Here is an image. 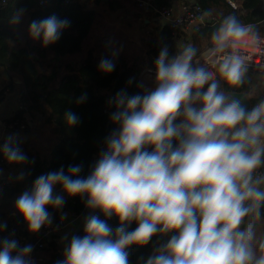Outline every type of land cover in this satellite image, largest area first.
Here are the masks:
<instances>
[{
	"label": "clouds",
	"instance_id": "clouds-1",
	"mask_svg": "<svg viewBox=\"0 0 264 264\" xmlns=\"http://www.w3.org/2000/svg\"><path fill=\"white\" fill-rule=\"evenodd\" d=\"M24 12L18 9L12 23ZM69 26L53 14L33 20L29 35L48 46ZM210 40L206 55L215 71L197 59L191 44L172 56L164 46L155 60L154 88L117 92L109 102L113 130L87 177L81 164L61 167L38 176L18 197L16 212L32 234L52 225L50 207L63 208L57 186L91 210L84 235L71 237L57 264H130V248L157 235L169 238L144 264H264V241L257 248L254 226L264 208V100L248 110L235 92L247 72L241 49L259 34L255 25L228 15ZM115 67L107 57L98 64L105 74ZM86 99L83 94L77 103ZM65 121L75 126L79 117L66 111ZM0 155L11 165L28 161L12 136L0 145ZM113 217L115 229L108 223ZM133 222L137 226L129 230ZM6 230L0 222V233ZM32 251V245L4 237L0 264H32Z\"/></svg>",
	"mask_w": 264,
	"mask_h": 264
},
{
	"label": "trees",
	"instance_id": "trees-1",
	"mask_svg": "<svg viewBox=\"0 0 264 264\" xmlns=\"http://www.w3.org/2000/svg\"><path fill=\"white\" fill-rule=\"evenodd\" d=\"M168 0H154L155 4L162 5ZM240 5L233 8L226 0H194L203 13L213 17L217 22H221L225 16L234 15L237 19L247 25H255V30L259 36L264 37V2L263 0H240ZM101 2L110 11L118 10L116 0H52L40 6L38 0H10L7 6L0 10V68L7 72H15L22 77L23 85L20 92L19 105L21 108L15 110L13 117L7 123L18 120L24 125V129L14 127V133L23 131L28 134L30 127L27 126L29 120L42 121L43 127L47 129L46 144H37V147L24 146L20 141H16L21 150L27 155L28 161L23 166H17L18 172L12 179L9 187L0 191V202H11L21 196L25 191H31L35 179L41 174L50 171H57L61 167L67 171L69 165H83L82 176L90 174L95 163L93 157L97 154L98 148L104 145L105 138L112 132L113 125L110 122V115L115 110L109 102L117 92L127 91L133 95L139 88H132L128 81L129 72L126 67L118 61L116 54L103 55L99 58L93 57L91 52L76 66L66 65L67 74L61 79L59 85L52 86L58 80V73L55 69L49 68L48 73H40L34 69L33 64L25 49L10 51L7 45L8 33L11 32L14 23L13 17L18 9H24V14L28 16V26L33 20H42L55 14L61 19L70 21L60 39L51 45L45 46V51L50 52L53 57L51 61H61L62 58L78 54L83 49V43L88 37L95 20V10L91 6H99ZM212 33L211 25L200 24L194 30L191 45L197 49V55L203 46L210 41ZM143 59L135 63L154 69L155 60L162 47L167 46L169 55H175L178 50L173 43V34L166 26L156 25L152 32L147 34L144 43ZM45 56V55H44ZM114 59L115 70L110 74H105L98 70L99 61L102 58ZM117 58V59H116ZM206 90V89H205ZM236 93L245 94L250 101V110L260 98L251 96V82L245 79L244 84L235 90ZM87 99L83 103H77V99L83 95ZM1 100V99H0ZM72 111L79 117V123L69 126L65 121V112ZM151 150V149H149ZM0 158H4L0 155ZM21 173L24 178L18 179ZM55 192L64 195L65 204L61 210L49 208V212L56 221L63 211L76 215H83L91 210L85 206V200L79 197L70 198L65 195L57 186ZM250 219V218H249ZM260 219L264 220V208L261 210ZM7 223V230L2 233L4 237H13L22 233L28 241L37 240L39 232L32 234L28 228L22 229L23 219L15 215ZM109 225L115 229L119 221L113 217ZM136 223L133 222L129 230H134ZM255 231L261 227L264 233V223L259 225V221H254ZM83 236L84 229L74 231L71 235ZM169 237L161 238L159 235L146 245L147 255L142 261H131L136 256L139 247L130 248V264H144L146 259L153 253L159 243H166ZM54 243H48L47 248ZM56 254L45 264H57Z\"/></svg>",
	"mask_w": 264,
	"mask_h": 264
},
{
	"label": "crops",
	"instance_id": "crops-1",
	"mask_svg": "<svg viewBox=\"0 0 264 264\" xmlns=\"http://www.w3.org/2000/svg\"><path fill=\"white\" fill-rule=\"evenodd\" d=\"M116 1L118 2L119 7H118V10H115V11H110L107 8V6L104 5L103 2H101L99 6H95V5L91 6V8L95 10V13H96L95 20H94V23L92 25V28L90 30L88 37L85 39L83 43L82 51L78 54L62 58L61 61H55V60L51 61V58L53 57V55L47 51H45V54L43 53L45 46L41 43L40 40H35L38 42L39 46H41L40 49H39V46H35L33 44L34 40L29 35L28 16H26L25 14H23L21 20L18 23H14L11 32L8 33L9 36L7 39V45L10 48V51H15L18 49H25L28 53L29 58H31L30 55H33V53L34 54L36 53L41 58H43L44 63H46V67H45L46 70H49V68H53L57 71L58 77H59L58 80L55 82V86H57L59 85V82H61V79L67 74V71L65 69L66 65L73 67V66L80 64L83 61V59L88 56V52H91L93 57L99 58V56H97L95 49L93 48L87 49V47H85V43L88 42L90 37H93V30H94L95 24L98 23V19H99L98 13L101 10V13H102L101 19H103L102 21L104 23H107L110 26V31H120V33L125 35L124 38L123 37L121 38V36L118 38L117 44H114V43L112 44V46L116 47V51H113L112 53H106V54L116 53L117 58H124L128 60L129 62L133 63L127 57H125L127 54H129L128 52L123 51L125 47L126 48L127 46L128 48L133 47L131 50L132 56H136V52L134 51L136 50V48L138 52L137 54L140 56L143 55V51H144L143 43L145 39L147 38V34L149 32H152L153 27H155L156 25H161V26H164V25H163V22L160 21L158 18H156L154 15L146 14L139 10L137 3L138 1H141V0H116ZM152 1L154 2V0ZM168 1L172 2L175 8L178 9V6L181 2H189V1H194V0H168ZM240 2H241L240 0H234L235 6L240 5ZM201 24L203 23L201 22ZM113 28H116L117 30ZM194 30H195V26H192L187 29L181 30L180 33L177 34L178 36L173 37V43L176 45L178 50L183 49V47L191 43ZM103 33L104 34L102 36L104 37L102 39V44H104L103 41H109V40L116 39L114 35L113 37L108 39L106 37V32L104 30H103ZM107 35H111V34H107ZM98 38L99 37H97L96 39ZM210 43H211V40L207 44H205V46H203V49L201 51H203L208 45H210ZM106 44L108 45V43ZM100 55L103 56V53H100ZM133 59H136V58H133ZM30 60H31V63L33 64L34 69L38 70L34 66V60L32 59ZM133 64H135V62ZM0 70L4 72L5 76L7 75L6 72L3 70V68H0ZM8 74L9 75L3 79V82L4 81L8 82L9 84H11V87H13L12 85H14L15 87H22L23 80L19 74L15 72H9ZM246 79H248L251 82V93L253 94L252 96L264 100V77L260 76L254 71L247 69ZM0 82H2L1 77H0ZM3 94H5V96H2L3 109H2V112L0 113V138L2 140V144L9 136L14 137L16 141L20 140L17 138L19 137L17 133L7 130L2 125L3 119H8L11 115L15 113V110L18 109L20 96L17 95L16 97H12L13 93L11 94L10 92L7 93V90H4ZM23 145L26 146L25 144ZM7 172L11 175H15V173L18 172V167L13 166L11 169L7 170ZM6 204L7 202H0V222H7L4 220L6 217L7 210L5 211L2 209V207L5 206ZM88 214L89 212L81 215L79 224H77L73 228H69L65 230L64 232L56 236L53 239V241H51L52 243H54L52 244L54 246V250L51 249L52 247L45 248V251H44L45 263L49 262L50 258L54 254H56V260L60 261L64 258L63 256L64 248L67 246L69 240L71 239L72 233L74 232V230L84 227V218ZM14 215H15L14 212L10 213L11 217H14ZM259 220H258L259 225L262 226L264 223V220L262 219H259ZM26 228H27V225L23 223L22 229L24 230ZM258 230H261V227L257 229L256 231ZM65 236L68 237L67 240L63 239ZM262 240L264 241L263 232H262ZM257 245L259 246L258 242H257ZM146 255H147V247L146 246L139 247V249L137 250L136 256L132 258L131 261H142Z\"/></svg>",
	"mask_w": 264,
	"mask_h": 264
},
{
	"label": "built area",
	"instance_id": "built-area-1",
	"mask_svg": "<svg viewBox=\"0 0 264 264\" xmlns=\"http://www.w3.org/2000/svg\"><path fill=\"white\" fill-rule=\"evenodd\" d=\"M10 0H0V10L4 9ZM52 0H38V4L43 6ZM227 3L235 8L234 0H226ZM140 11L146 14H152L160 21L163 22V25L168 27L173 37L178 36L181 30L187 29L189 27L197 26L201 24L202 18V10L200 6L193 1L189 2H181L178 6V9L175 8L174 4L170 1L162 5L155 4L152 0H141L137 3ZM210 19H213L212 16L208 15ZM211 47L208 45L203 51H201L197 55V59L204 64H207L209 68L215 71L211 66V62L206 55L207 49ZM243 55L248 57L246 61L247 69L256 72L260 76L264 77V37L259 36V40L252 42H245V46L241 49ZM118 61L122 63L126 70L129 72L130 79L133 80V83L130 85L132 88H139L140 90L151 89L155 86V70L150 68H145L140 65L132 64L128 62L124 58H118ZM18 108H21L19 105ZM3 109V102L0 100V113ZM13 115H11L8 119H3L2 125L8 130H13L14 127H18L19 129H24V125L19 123L18 120L11 121L7 123ZM0 145H2V140L0 138ZM104 145L99 146L97 154L93 157V162L96 163L98 159L99 153L102 150ZM14 165L9 164L6 158H0V191L9 187L12 183L13 177L16 175H11L7 172V170L11 169ZM264 171V169H261ZM66 214V219H61V216ZM100 217V219H105L102 213L98 210L94 213ZM81 215H76L73 213H68L67 211H63L60 214V217L53 221L50 227L42 228L39 231V237L37 240L28 241L27 238L22 234H15L13 239L17 240L21 246L24 245H32L33 251L31 253L32 264H44L45 263V255L44 251L47 247V244L53 241V239L64 232L69 228H73L77 224H79ZM112 221V218L108 220V223ZM79 229H84L81 227ZM77 229V230H79ZM74 230V231H77ZM3 238L2 233H0V239Z\"/></svg>",
	"mask_w": 264,
	"mask_h": 264
},
{
	"label": "rangeland",
	"instance_id": "rangeland-1",
	"mask_svg": "<svg viewBox=\"0 0 264 264\" xmlns=\"http://www.w3.org/2000/svg\"><path fill=\"white\" fill-rule=\"evenodd\" d=\"M101 16H102V13H101V10H100V12L98 13V17H99L98 23L95 24V27H94V30H93V37H90L88 42L85 43V47H87V49H92V48L95 49V51L97 53V56H99V57L101 56L100 53H103V55H109V54H106V53H112L113 51H116V47L112 46V44L113 43L117 44L118 43V38L120 36H121V38L122 37L124 38V36H125L124 34L120 33V31H110V26L107 23H104L102 21L103 19H101ZM113 29L117 30L116 28H113ZM103 30L106 32V37L108 39L113 37V35H114V37L116 39L109 40V41H103L104 44H102V39L104 37V36H102L104 34ZM107 34H111V35H107ZM97 37H99V38L96 39ZM33 42L32 43L35 46H39L37 41H33ZM106 43H108V45ZM40 48H41V46H39V49ZM132 48L133 47H130V48H128V46H127V48L125 47V49L123 51L129 53L125 57H127L133 63H134L133 58H136L138 61H141L143 59V55H141V56L138 55L137 54L138 53L137 52V48H136V50H134L136 52V56H132V52H131ZM114 54H116V53H114ZM30 57H31L30 59L34 60V66L36 67V69L39 70V71L37 70L38 72H40V73H42V72L43 73H48L49 72V70L45 69L46 63H44L43 58H41L36 53L35 54L33 53V55H30ZM39 61H41V62H39ZM135 64L136 65H140L138 63H135ZM140 66H142V65H140ZM143 67L149 68V67H147L145 65ZM5 72L7 74L6 76H8L9 72H7V71H5ZM6 76L4 75V72L0 70V77L2 79V82H0V99L1 100H2V96H5V94H3L4 90H7V93L8 92H10V94L13 93L12 97H16L17 95H20V92L23 90L22 87H15L14 85H12L13 87H11V84H9L8 82H5V81L3 82V79ZM52 86L54 87L55 84H52ZM252 95L253 94L251 93V96ZM12 97H11V99H12ZM26 123H27V126L30 127V129L28 131V134H25L23 131H19L17 133V135H19V137L16 136L18 139H20L19 140L20 143L21 144H25L27 146L26 149L30 148V147H35V146L37 147V144L38 145L39 144L45 145L46 143L44 141L47 139V137H46L47 136V129L43 127L42 121H38V120L34 121V120H29L27 118V122ZM14 166L16 167V165H14ZM17 199H15L14 201H11V202H7V204L5 206H3V207L1 206L3 210H5V211L7 210L6 211V217L4 219L5 221H9L10 219H12V217L10 216L11 212H14L15 215H18L17 212H16V207H15ZM256 241L259 244H260V242L263 241L262 240V232H261V230L256 231ZM257 242H255V244H256V246L258 248L259 246L257 245Z\"/></svg>",
	"mask_w": 264,
	"mask_h": 264
},
{
	"label": "water",
	"instance_id": "water-1",
	"mask_svg": "<svg viewBox=\"0 0 264 264\" xmlns=\"http://www.w3.org/2000/svg\"><path fill=\"white\" fill-rule=\"evenodd\" d=\"M263 2H264V0H263ZM201 22H202L203 24H209V25H211L212 32H213V31L215 30V28L218 27V25H219V22H217V21L214 20V19H210V18L208 17V14H206V13H203V14H202ZM236 95H237L239 98H241V100H242L243 104L245 105V107H246L247 109H249V108H250V101H249L248 97H247L245 94H243V93H236Z\"/></svg>",
	"mask_w": 264,
	"mask_h": 264
}]
</instances>
